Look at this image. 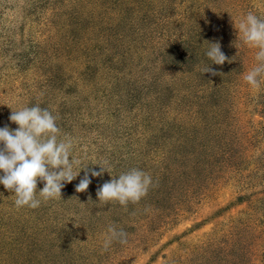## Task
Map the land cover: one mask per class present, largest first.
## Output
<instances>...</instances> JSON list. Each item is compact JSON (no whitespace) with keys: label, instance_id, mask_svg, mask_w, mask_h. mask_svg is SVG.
Returning a JSON list of instances; mask_svg holds the SVG:
<instances>
[{"label":"rangeland","instance_id":"obj_1","mask_svg":"<svg viewBox=\"0 0 264 264\" xmlns=\"http://www.w3.org/2000/svg\"><path fill=\"white\" fill-rule=\"evenodd\" d=\"M249 12L264 18V0H0V128L18 127L11 110L46 108L86 166L36 209L0 184V264H264V83L244 80L258 49L238 31ZM216 42L231 63L206 56ZM104 160L109 173L76 192ZM131 168L151 175L147 195L100 203ZM110 226L127 243L105 250Z\"/></svg>","mask_w":264,"mask_h":264},{"label":"clouds","instance_id":"obj_2","mask_svg":"<svg viewBox=\"0 0 264 264\" xmlns=\"http://www.w3.org/2000/svg\"><path fill=\"white\" fill-rule=\"evenodd\" d=\"M238 31L245 45L258 49L255 55L257 63L247 72L244 80L253 90H259L264 83V18L249 12L239 22ZM206 56L216 65L232 62L221 51L218 42L209 44ZM206 72L218 74L209 66L203 70V73ZM56 119L48 109L39 105L24 106L19 110H11L9 120L18 126L15 130L8 126L0 128V172L3 173L0 184L5 190L14 193L17 208L26 206L36 209L41 201L60 200L65 184L76 179L79 172L86 168L81 167V161L72 156L73 140L67 135L60 138L61 130ZM96 165H99V171H85L76 186V192L88 189L91 183L89 171L91 177L109 173V161L104 160ZM74 168L78 170L74 171ZM38 181L44 185L40 191H37ZM153 186L150 174L131 168L105 182L96 195L103 205L118 203L126 208L130 203H139ZM126 235L123 229L118 231L110 226L104 239V249L107 250L114 241L127 243Z\"/></svg>","mask_w":264,"mask_h":264}]
</instances>
